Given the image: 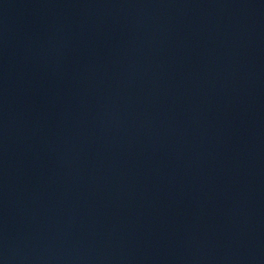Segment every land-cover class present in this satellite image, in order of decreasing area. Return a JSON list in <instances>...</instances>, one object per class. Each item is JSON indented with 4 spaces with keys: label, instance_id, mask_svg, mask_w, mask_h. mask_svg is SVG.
<instances>
[{
    "label": "water",
    "instance_id": "obj_1",
    "mask_svg": "<svg viewBox=\"0 0 264 264\" xmlns=\"http://www.w3.org/2000/svg\"><path fill=\"white\" fill-rule=\"evenodd\" d=\"M0 264H264L92 0H0Z\"/></svg>",
    "mask_w": 264,
    "mask_h": 264
}]
</instances>
